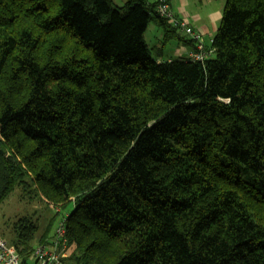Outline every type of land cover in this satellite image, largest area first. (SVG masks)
I'll use <instances>...</instances> for the list:
<instances>
[{
  "label": "trees",
  "instance_id": "1",
  "mask_svg": "<svg viewBox=\"0 0 264 264\" xmlns=\"http://www.w3.org/2000/svg\"><path fill=\"white\" fill-rule=\"evenodd\" d=\"M157 6L0 0V203L58 209L14 224L23 261L73 203L74 264H264V0L204 61L152 56L150 24L185 39Z\"/></svg>",
  "mask_w": 264,
  "mask_h": 264
},
{
  "label": "built area",
  "instance_id": "2",
  "mask_svg": "<svg viewBox=\"0 0 264 264\" xmlns=\"http://www.w3.org/2000/svg\"><path fill=\"white\" fill-rule=\"evenodd\" d=\"M159 14L168 19L173 26L183 29L194 42L197 43V51L189 58L193 61H204L209 58L201 34L197 33L184 20H178L170 9V0H156ZM71 245L67 234L66 219L62 218L53 232V235L44 242L37 243L33 247L30 257L23 261L20 250L10 241L0 236V264H74L70 259Z\"/></svg>",
  "mask_w": 264,
  "mask_h": 264
},
{
  "label": "crops",
  "instance_id": "3",
  "mask_svg": "<svg viewBox=\"0 0 264 264\" xmlns=\"http://www.w3.org/2000/svg\"><path fill=\"white\" fill-rule=\"evenodd\" d=\"M112 1L117 6H122L127 2V0ZM197 1L198 0H171L170 9L178 20L186 21L190 27H192L197 33L201 34L207 51L211 53V46H209L207 42L209 41L212 45L213 38L219 28L218 23L220 19L222 20V11L218 9L217 11H215V9H206L204 13H201L200 11L203 6L200 8ZM177 30L178 31L176 33L185 38L183 41L178 39L176 34L175 37L168 40L165 37L163 30L154 23L150 24L148 27L145 34L147 44V33L152 31V33H156L158 43H160L162 47L165 46L166 48L169 46L168 54L163 53L161 57H157L158 61L165 62L174 59H186L197 51V43L186 35L183 29L180 28Z\"/></svg>",
  "mask_w": 264,
  "mask_h": 264
},
{
  "label": "rangeland",
  "instance_id": "4",
  "mask_svg": "<svg viewBox=\"0 0 264 264\" xmlns=\"http://www.w3.org/2000/svg\"><path fill=\"white\" fill-rule=\"evenodd\" d=\"M226 1L227 0H198L197 4L200 8L203 6L202 10L200 11L201 13H204L206 9H215V11L218 9L222 11L223 14ZM220 23L221 19L218 23V26ZM147 41L150 52L154 58L157 59V57H161L163 53L168 54L169 46L166 48L165 46L162 47L161 44L158 43V37L156 33L149 31L147 33ZM207 44L211 46L209 41ZM73 209V203L69 204L66 209H61L62 212L57 216V221L59 222L64 216L73 211ZM55 210L57 211L58 209ZM55 210L51 205L41 199L31 200L23 198L20 191L16 189L15 192L9 196V198L0 203V236L11 242L14 237V224L26 216L33 218L34 222L40 227L41 230L39 229V232L41 233L48 220L55 216ZM36 244L37 241L34 243V246Z\"/></svg>",
  "mask_w": 264,
  "mask_h": 264
}]
</instances>
